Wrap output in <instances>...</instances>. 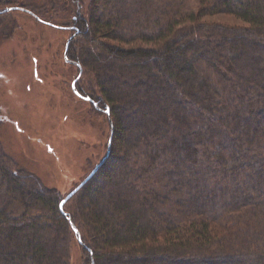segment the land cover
<instances>
[{
	"label": "trees",
	"instance_id": "obj_1",
	"mask_svg": "<svg viewBox=\"0 0 264 264\" xmlns=\"http://www.w3.org/2000/svg\"><path fill=\"white\" fill-rule=\"evenodd\" d=\"M197 5L0 0V42L19 11L73 29L76 91L111 119L63 211L0 142V264H72L75 243L81 264H264V0Z\"/></svg>",
	"mask_w": 264,
	"mask_h": 264
},
{
	"label": "rangeland",
	"instance_id": "obj_2",
	"mask_svg": "<svg viewBox=\"0 0 264 264\" xmlns=\"http://www.w3.org/2000/svg\"><path fill=\"white\" fill-rule=\"evenodd\" d=\"M188 3L196 11L197 0ZM15 19L17 29L0 42V142L47 187L67 195L107 154L109 112L75 94L78 67L65 56L73 29L44 25L21 11ZM206 19L241 23L232 15ZM71 257L81 264L77 243Z\"/></svg>",
	"mask_w": 264,
	"mask_h": 264
},
{
	"label": "water",
	"instance_id": "obj_3",
	"mask_svg": "<svg viewBox=\"0 0 264 264\" xmlns=\"http://www.w3.org/2000/svg\"><path fill=\"white\" fill-rule=\"evenodd\" d=\"M75 81H76V79H75ZM72 88L74 89V82H73V84H72ZM75 94L77 95V96H79V97H81L82 99H85V100H88L89 101V98H87V97H82L77 91H75ZM107 153H108V151H107ZM104 160V159H103ZM100 164L101 163H99L90 173H89V175L83 180V181H81L80 183H79V185H77L73 190H71L62 200H61V202H60V204H59V208H60V210L61 211H63V206H64V204L83 186V184L86 182V181H88L90 178H91V176L95 173V171L99 168V166H100ZM72 227V229H73V231H74V233L76 234V235H78V231L74 228V226H71ZM78 240H79V237H78Z\"/></svg>",
	"mask_w": 264,
	"mask_h": 264
},
{
	"label": "flooded vegetation",
	"instance_id": "obj_4",
	"mask_svg": "<svg viewBox=\"0 0 264 264\" xmlns=\"http://www.w3.org/2000/svg\"><path fill=\"white\" fill-rule=\"evenodd\" d=\"M83 97V96H82ZM88 98V97H87ZM89 102L92 103L93 105H95L94 101L89 99Z\"/></svg>",
	"mask_w": 264,
	"mask_h": 264
}]
</instances>
